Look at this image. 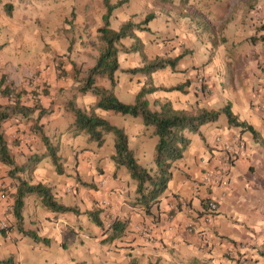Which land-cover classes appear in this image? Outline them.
<instances>
[{
    "label": "crops",
    "instance_id": "1",
    "mask_svg": "<svg viewBox=\"0 0 264 264\" xmlns=\"http://www.w3.org/2000/svg\"><path fill=\"white\" fill-rule=\"evenodd\" d=\"M13 1L7 0L14 8L11 14H6V0H0V75L5 72L11 79L12 71L20 65L27 70L35 68L39 64L35 55L42 51V45L51 56L66 49L69 61L63 66L69 71L72 61L84 67L93 64L94 58L90 56L93 52L90 45L82 43L83 38L71 50L72 35L62 32L68 25L56 26L58 19L47 15H42L44 19L37 25L30 9L22 12ZM140 4L143 8L147 3ZM80 9L84 11V6ZM104 10V5L102 9L98 4L90 5L86 14L80 13L75 21L83 27L91 24L89 33L94 39ZM150 11L154 10L139 9L133 0H127L115 9L111 26L118 28L129 19L139 22ZM154 13L155 17L147 24L150 31H136L142 52L147 59L157 55H181V58L174 69L168 66L152 73L151 83L157 89L145 96L149 107L168 102L174 109L196 111L202 107L220 109L229 103L238 121L251 125L259 140L251 132L243 131L242 126L229 127L227 119L221 123L224 114L215 122L201 125L198 131L184 129L182 133L188 145L183 157L174 162L166 191L150 212L145 213L144 207L136 202V182L124 166L112 159L114 136L106 134L104 143L98 145L85 133L69 132L74 116L68 102L72 100L81 108L90 109L98 100L91 91L80 92L83 81L70 78L8 81L27 92L24 98L34 96L44 107L38 125L58 144L63 173H57L46 158L31 172L26 167L30 155L45 151L40 131L34 132L31 127L38 111L30 119L5 124L14 164L9 166L0 161V188L6 193V198L0 200V220L6 219L11 226L9 235L0 231L2 259L11 257L12 264H236L238 257L246 255L253 264H264V42L251 40L253 35H259L248 28L253 20H246L247 24L243 19L231 21L214 37L211 27L204 23L199 26L182 17L179 8L173 21L164 10ZM62 21L67 23L65 18ZM54 28L60 30L61 37L50 36ZM131 41L122 40L126 46ZM46 60L52 67L53 60ZM118 62V72L125 77L119 80L116 73L114 93L119 100L130 104L147 81L145 75H132L124 70L141 65L142 57L138 51L122 50ZM142 77L144 80L138 81ZM98 84L107 86L108 82L98 81ZM177 85L184 88L170 89ZM31 90L35 91L29 94ZM96 112L124 129L140 165L155 169L158 138L151 126H146L139 116L101 109ZM234 133L240 134L247 148L246 154L233 162L230 185L226 188L201 184L203 171L215 167L219 161L222 145L214 141L215 137H222L223 143ZM203 158L208 162L202 163ZM18 177L29 183L46 184L58 202L78 212L52 211L42 204L39 196L29 194L24 197L21 218H17L14 202ZM206 199L218 203V210L209 222L204 221L202 212ZM103 201L109 203L108 207H101ZM98 209L102 226L94 223L88 214ZM106 220L125 222L122 232L107 238L112 230L106 227ZM191 223L195 224L193 229L188 227ZM145 227L151 228L152 240L139 233ZM25 231L35 232L47 242L35 240Z\"/></svg>",
    "mask_w": 264,
    "mask_h": 264
},
{
    "label": "trees",
    "instance_id": "2",
    "mask_svg": "<svg viewBox=\"0 0 264 264\" xmlns=\"http://www.w3.org/2000/svg\"><path fill=\"white\" fill-rule=\"evenodd\" d=\"M162 1L172 2L173 0ZM180 1H183L180 4L181 10H186V12L183 11L182 17L197 23L199 26L200 23H204L200 18V12L187 4L189 2L188 0ZM125 2L127 0H103L105 10L101 15V24L97 27V35L94 42L96 55L94 56L93 64L84 67L83 65H76L72 61V70L74 71L73 80L83 81L79 85L80 92L83 94L91 91L98 97V100L90 109H83L72 100L68 102V109L74 116V120L69 127V132L75 134L85 133L90 140L95 141L98 145L104 143V136L106 134L111 133L114 136V154L112 155V159L117 165L124 166L131 178L136 182V202L144 207L145 213H149L152 205L158 201L167 189L168 182L172 176L174 162L183 157V152L188 145V139L182 133L184 129L198 131L201 125L215 122L218 120L220 114H224L229 127L242 126V130L251 132L256 141L260 137L251 125L238 121L229 103L220 109L202 107L196 111L174 109L168 102L156 103L159 106L154 108L149 107L145 96L157 89L151 83L152 73L168 66L174 69L181 55L176 57L157 55L152 59H147L142 52L143 45L141 39L136 35V31H150L147 24L155 17L156 14L154 11L148 12L139 22L129 19L121 23L118 28L112 27L111 17L115 9L122 6ZM13 8L14 5L12 2H6L4 5L6 14H11ZM73 18V11H71V16L67 17L65 21L72 24L74 22ZM256 32L260 34L258 36L253 35L251 40H264V22L257 28ZM124 39H131L132 41L126 46L122 42ZM122 50L127 52H140L142 64L127 68L124 71L132 75H145L147 81L136 93L134 102L130 104L119 100L114 93V86L117 81L116 73L120 70L118 54ZM99 80L107 81L108 85L103 86L98 84ZM183 88L184 85H177L170 89L182 90ZM25 92L24 89L14 86L12 82H8L7 75L1 73L0 161L9 166L14 164L13 155L7 145L5 124L21 118L30 119L38 111L37 117L35 119L33 118L34 124L31 127L34 132L40 131L41 142L45 147V151L42 154L33 153L30 155V162L26 167L31 172L41 160L46 158L54 165L57 173H63L61 157L58 155V144L53 142L50 136L44 134L41 131V126L38 125L44 113V107L38 103L25 101ZM96 109L134 117L139 116L146 126L153 128V134L158 138L155 148L154 170L145 168L138 163L133 150L128 145V135L124 129L103 118L96 112ZM16 181H18V184L15 191L14 214L17 218H21L24 197L29 194L39 196L42 204L52 211L78 212L73 207L58 202L51 192L50 187L46 184L29 183L21 177H18ZM209 201L210 199L204 201L203 213L206 212ZM88 214L94 223L102 226L103 223L99 217V209L89 211ZM124 224L125 222L123 221L114 220L108 227L111 228L112 233L107 238H114L120 234L124 228ZM0 231L4 232L2 229ZM25 233L35 240H41L44 243L47 242L46 238L39 237L35 232L25 231ZM0 264H12V258L0 259Z\"/></svg>",
    "mask_w": 264,
    "mask_h": 264
},
{
    "label": "rangeland",
    "instance_id": "3",
    "mask_svg": "<svg viewBox=\"0 0 264 264\" xmlns=\"http://www.w3.org/2000/svg\"><path fill=\"white\" fill-rule=\"evenodd\" d=\"M111 1H115V0H111ZM141 1L147 3L145 7L143 6V8H141L142 7V5L140 4ZM173 1L164 2L162 0H133V3L139 9H153L154 11L156 10V12L158 10H164L165 14L170 17V21H173L176 18L177 9L179 8L181 10L180 4L183 2L180 0H173ZM188 1L189 2H187V4L189 6L200 12V18L202 19V21L205 24H207L208 27L212 28L211 30L213 31L214 37L215 35H217L216 32L223 31L228 23L236 19L245 20L244 21L245 24H247L246 20L248 21L253 20L252 24L248 25V28L249 30L253 29L255 31L264 22V0H188ZM13 2L15 3L16 7L20 9V11L22 10V12H24L25 10L28 11L30 9V13L36 16L37 25L39 24L41 25V21L42 19H44L41 17L42 15L45 16L47 15V17L54 16L56 20L58 19L56 26L63 24H65L63 27L67 25L69 26V28L65 27L66 30L62 32L64 33L63 35H66L67 33L69 35L70 34L72 35L70 39L71 50L75 49L78 46L76 43L79 42L80 38H83L84 40H82V43L86 42L88 45H90V50L93 52V54L90 53L91 58H94V55H96V51L94 48L95 38L93 39L92 34L89 33L90 29H92V25L89 24L87 25V27H83L82 24L76 22L75 19L82 12L86 14L87 9L90 5L98 4L102 9L103 0H14ZM82 6H84V11L80 9V7ZM96 8L97 7H94L95 14H96ZM184 10L185 9L181 11ZM71 11H73L74 22L70 24V23H64V21H62L61 23V20L63 18L67 19V17L71 16ZM134 18L138 19L137 15H134ZM55 28L52 31V34H50V36L59 37L60 30L59 29L56 30ZM126 41L127 43H129L128 40ZM257 41L264 42V40H257ZM48 50L49 49L46 46L42 45V51H37L35 58L39 62V64L35 65V68L27 70L21 67L20 65L18 70L12 71L13 79L12 78L10 79L9 78L10 76L4 72L7 75V81H64L67 78H70L72 81H74L72 78L74 71L72 72V70L70 71L67 70L69 68H66V65L63 66L64 63L69 61V55H67L66 53L67 50L65 49V51H63L62 54H54L53 56H51V54L48 53ZM44 55L48 59L49 58L52 59L55 65L52 64L53 66L51 67L50 62L46 60L47 58L43 57ZM117 76L119 80L125 77V75L121 72H117ZM126 77L128 81H130L129 79L130 75L127 74ZM143 80L144 78L142 77V79L138 81H143ZM42 88L44 89V87ZM33 91L35 90H31L28 93L29 94L34 93ZM26 93L27 92H25V94ZM25 94L24 96H26ZM24 100L28 101L29 99L25 97ZM225 119H226L225 116H222L221 123L225 121ZM17 139L18 138H16L15 140ZM2 258L4 257L0 254V259ZM248 259L250 261V264L254 263L253 260L250 259V257H248Z\"/></svg>",
    "mask_w": 264,
    "mask_h": 264
},
{
    "label": "built area",
    "instance_id": "4",
    "mask_svg": "<svg viewBox=\"0 0 264 264\" xmlns=\"http://www.w3.org/2000/svg\"><path fill=\"white\" fill-rule=\"evenodd\" d=\"M201 80V79H200ZM202 82V81H200ZM202 90L201 84L199 87ZM29 99L37 103L38 100L34 96H30ZM214 141L217 144H221L219 161L217 165L213 168H209L203 171L201 176V184L208 187H228L230 185L229 175L231 168L233 166V162L238 157H243L246 154V142L240 136L239 133H234L229 136L226 141L222 143V137L216 136ZM208 160L206 158L202 159V163H207ZM199 184H196V187ZM6 198V193L4 188H0V200ZM109 203L107 201H103L101 203L102 208L108 207ZM218 210V203L214 199H210L208 203V207L206 212L203 213V219L206 222H209L214 217L215 213ZM111 221L106 220V227L110 226ZM188 227L194 228L195 224L191 223ZM0 229H2L5 234L9 235L11 233V226L9 225L6 219L0 220ZM143 237L145 236L148 240H152L154 237L151 232V228L145 227L140 229L139 232ZM236 264H250V261L246 255H241L237 258Z\"/></svg>",
    "mask_w": 264,
    "mask_h": 264
},
{
    "label": "bare ground",
    "instance_id": "5",
    "mask_svg": "<svg viewBox=\"0 0 264 264\" xmlns=\"http://www.w3.org/2000/svg\"><path fill=\"white\" fill-rule=\"evenodd\" d=\"M111 225V224H110Z\"/></svg>",
    "mask_w": 264,
    "mask_h": 264
}]
</instances>
